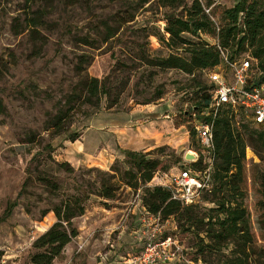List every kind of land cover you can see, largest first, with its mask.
<instances>
[{"label": "rangeland", "instance_id": "374dc122", "mask_svg": "<svg viewBox=\"0 0 264 264\" xmlns=\"http://www.w3.org/2000/svg\"><path fill=\"white\" fill-rule=\"evenodd\" d=\"M212 2L207 12L215 6L230 7L235 0ZM165 11L155 0H0V264H31L33 241L56 220L52 208L74 194L86 198L85 211L73 219L78 235L54 264H145L140 257L149 242L156 250L163 242L168 244L169 259L156 264H226V257H231L225 250L224 255L196 261V234L179 228L172 217L160 219L147 213L141 200L144 187L126 184L130 175L125 172L131 164L121 150L107 167L73 166L66 161L74 169L67 172L55 164L65 161V153L72 154L64 150L71 142L69 136L81 135L93 116L99 123L109 110L133 108H138L136 115H125L121 125L136 130V137L150 134L155 147L136 151L150 152L148 158L160 160L146 186L169 185L181 166L201 156L197 135L190 136L201 119L191 107L205 92L206 74L197 70L188 75L154 64L171 52L186 56L158 39L168 36ZM128 17L133 19L124 23ZM211 18L216 25L221 23L219 14L212 13ZM198 37L211 45L218 41L215 33ZM80 63L82 75L97 77L108 87L109 95H102L99 102L82 104L77 99ZM69 99L74 108L68 113L66 131L51 134L45 129L49 118L67 109ZM154 107L156 111H147ZM165 120L167 125L161 122ZM48 143L49 154L42 149ZM185 153L195 158L185 159ZM257 166L264 169V157L249 146L243 202L256 248L264 251ZM36 171L55 181L57 190L38 180ZM103 179L113 189L111 199L90 193L100 189ZM204 195L200 193L195 203L203 210L213 206ZM256 264H264V255Z\"/></svg>", "mask_w": 264, "mask_h": 264}, {"label": "trees", "instance_id": "16d2710c", "mask_svg": "<svg viewBox=\"0 0 264 264\" xmlns=\"http://www.w3.org/2000/svg\"><path fill=\"white\" fill-rule=\"evenodd\" d=\"M155 1L166 9L164 32L168 36L162 35L158 39L163 40L167 47L186 54L182 56L181 53L171 52L165 57L157 58L155 65L160 68L179 69L193 75L197 70L205 71L219 63L218 44L231 58L248 51L256 61L252 66L254 73L251 82L255 85L264 84V0H235L230 7L215 6L210 12L206 10L212 5V0ZM212 13L220 15L219 25L211 18ZM132 19L133 17H128L124 23ZM30 21L35 23L33 19ZM185 33L196 36L197 40L186 38ZM200 33H215L218 41L211 45L198 37ZM81 63L77 66L81 86L77 99H81L82 104L99 102L102 95H109L108 87L97 77L82 75ZM196 87H199V83H196ZM210 99L209 87L205 85V92L191 108L200 115L209 105ZM71 103L72 100L69 99L67 109H59L49 118L45 129L51 130V134L57 135L66 131L70 121L68 113L74 108ZM116 103L117 101L112 102L114 105ZM202 119L211 120L207 117ZM212 122V147L206 148L200 142L198 149L201 156L193 164L181 166V169L187 168L192 172H207L209 187L202 192H206L203 199L213 203L212 207L203 210L196 202L183 203L174 198L172 191L166 186H146L160 167L158 158L147 157L150 152L121 150L131 164V170L125 172L130 175L126 184L133 189L144 187L141 200L147 212L160 219L172 217L179 228L196 234L198 241L194 247L199 255L196 261H206L207 255H224V251L228 250L231 257H226V264H256L264 251L256 248L248 210L243 202L246 194L245 149L250 146L255 153L264 157V128L252 125L242 111H239V119L235 120L228 109L220 111ZM195 134L192 127L190 136ZM79 136L80 132H74L69 140L75 141ZM33 141L30 139L28 142ZM42 149L49 154L52 148L48 143ZM55 164L64 167L67 172L74 171L66 161ZM209 165L210 170L207 169ZM256 175L262 211L259 223L264 228V169L257 166ZM36 178L51 191L57 190V183L43 173L36 171ZM26 182L27 180L23 185ZM90 193L106 199L113 197V189L104 179L100 189ZM85 199L74 194L52 208L56 220L33 241L35 251L30 256L31 264H54V259L78 235L73 219L84 213Z\"/></svg>", "mask_w": 264, "mask_h": 264}, {"label": "built area", "instance_id": "2783aa9c", "mask_svg": "<svg viewBox=\"0 0 264 264\" xmlns=\"http://www.w3.org/2000/svg\"><path fill=\"white\" fill-rule=\"evenodd\" d=\"M217 48L220 53L219 63L204 71L211 99L209 105L200 112L201 120L193 126L201 144L206 148L212 147L213 118L224 109H228L235 120L239 119V111H242L252 125L264 128V84L255 85L251 82L255 60L249 53L242 56L240 53L231 58L218 44ZM202 117L211 120L206 121ZM210 168L209 165L207 169ZM170 182L165 186L172 191L174 198L183 203H194L198 201L200 193L209 187V176L207 172L202 174L186 168L173 175ZM162 245L160 250H156L149 242L140 260L145 264L168 260V244L163 242Z\"/></svg>", "mask_w": 264, "mask_h": 264}, {"label": "crops", "instance_id": "0c3cea01", "mask_svg": "<svg viewBox=\"0 0 264 264\" xmlns=\"http://www.w3.org/2000/svg\"><path fill=\"white\" fill-rule=\"evenodd\" d=\"M142 107V106H141ZM154 110L147 111H156ZM138 108H133L129 112H115L109 110L107 116L101 122L96 123L95 116L87 122V125L79 138L71 141L65 147V151H72V154L65 153L63 159L73 166L80 164H99L107 167L119 155V150H146L155 147V142L150 138V134L143 133V137H136V130L121 125L125 115L133 118ZM144 110V108H140ZM168 117V115H165ZM157 122V121H155ZM165 122L167 125V121ZM164 177L166 174L163 175ZM162 177V176H160Z\"/></svg>", "mask_w": 264, "mask_h": 264}, {"label": "water", "instance_id": "95a60500", "mask_svg": "<svg viewBox=\"0 0 264 264\" xmlns=\"http://www.w3.org/2000/svg\"><path fill=\"white\" fill-rule=\"evenodd\" d=\"M185 159H193V158H195V156H194V154H191V153H185Z\"/></svg>", "mask_w": 264, "mask_h": 264}]
</instances>
